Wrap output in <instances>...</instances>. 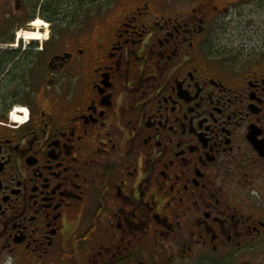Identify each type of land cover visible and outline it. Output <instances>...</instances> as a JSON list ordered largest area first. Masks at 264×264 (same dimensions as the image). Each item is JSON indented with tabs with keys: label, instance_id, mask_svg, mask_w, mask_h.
<instances>
[{
	"label": "flooded vegetation",
	"instance_id": "obj_1",
	"mask_svg": "<svg viewBox=\"0 0 264 264\" xmlns=\"http://www.w3.org/2000/svg\"><path fill=\"white\" fill-rule=\"evenodd\" d=\"M135 5L65 42L1 17L0 264H264V47Z\"/></svg>",
	"mask_w": 264,
	"mask_h": 264
},
{
	"label": "rangeland",
	"instance_id": "obj_2",
	"mask_svg": "<svg viewBox=\"0 0 264 264\" xmlns=\"http://www.w3.org/2000/svg\"><path fill=\"white\" fill-rule=\"evenodd\" d=\"M210 0H97L93 4H86L82 6L76 5L75 0H57L56 16H54L55 23L53 26L46 22V29L50 30L48 34L42 31L32 29L26 31L28 33H38L41 36V42L50 40V36L54 31H63V41L69 38L70 31L84 29V31L92 30L95 26V33L92 36L95 38L98 35L104 34L107 29L110 30L111 24H115L129 6L138 3H149L156 9L161 10L164 14L179 15L188 14L192 12L193 8H198L202 2ZM219 8L227 7V16L218 17L213 20L212 30L218 32V37L215 38L214 43L219 45L221 43L224 48L222 52H243L248 54L252 52V48L259 49L264 47V0H212ZM55 4V3H54ZM135 5V6H136ZM139 5V6H140ZM15 0H0V8H7L6 12H0V23H3V14L14 13ZM245 11H244V10ZM248 10V11H247ZM239 11V12H238ZM241 11H244L242 16ZM241 13V14H240ZM77 14V17H72ZM105 16L104 22H98L97 16ZM36 20H40L37 18ZM35 20V22H36ZM70 20H73L71 23ZM77 20V21H74ZM52 31V33H51ZM68 32V33H67ZM46 38V39H45ZM49 47H55V42L49 43ZM243 48V49H242ZM18 120H22L17 116ZM79 264H86V262H79Z\"/></svg>",
	"mask_w": 264,
	"mask_h": 264
},
{
	"label": "trees",
	"instance_id": "obj_3",
	"mask_svg": "<svg viewBox=\"0 0 264 264\" xmlns=\"http://www.w3.org/2000/svg\"><path fill=\"white\" fill-rule=\"evenodd\" d=\"M76 5L83 8L86 4H93L97 0H75ZM57 0H24V4H27L30 8H34L35 13L38 11L41 13V16L46 18L48 21L55 23L54 16H56V5ZM55 3V4H54ZM77 14H74L72 17H77ZM71 23L73 20H70ZM77 21V20H74Z\"/></svg>",
	"mask_w": 264,
	"mask_h": 264
},
{
	"label": "bare ground",
	"instance_id": "obj_4",
	"mask_svg": "<svg viewBox=\"0 0 264 264\" xmlns=\"http://www.w3.org/2000/svg\"><path fill=\"white\" fill-rule=\"evenodd\" d=\"M45 24H47V23H44L42 20H37L34 23V27L38 28V27H41V26H46ZM27 35H28V37H30V39H35L38 36V34H33V33H30V34H27Z\"/></svg>",
	"mask_w": 264,
	"mask_h": 264
},
{
	"label": "water",
	"instance_id": "obj_5",
	"mask_svg": "<svg viewBox=\"0 0 264 264\" xmlns=\"http://www.w3.org/2000/svg\"><path fill=\"white\" fill-rule=\"evenodd\" d=\"M17 4H19L20 0H16Z\"/></svg>",
	"mask_w": 264,
	"mask_h": 264
}]
</instances>
